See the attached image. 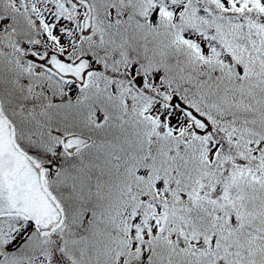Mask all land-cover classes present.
<instances>
[{
    "label": "snow or ice",
    "instance_id": "snow-or-ice-1",
    "mask_svg": "<svg viewBox=\"0 0 264 264\" xmlns=\"http://www.w3.org/2000/svg\"><path fill=\"white\" fill-rule=\"evenodd\" d=\"M0 264H264V0H0Z\"/></svg>",
    "mask_w": 264,
    "mask_h": 264
}]
</instances>
